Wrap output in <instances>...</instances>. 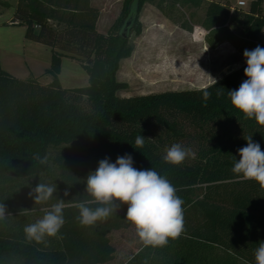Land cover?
<instances>
[{
	"label": "trees",
	"instance_id": "1",
	"mask_svg": "<svg viewBox=\"0 0 264 264\" xmlns=\"http://www.w3.org/2000/svg\"><path fill=\"white\" fill-rule=\"evenodd\" d=\"M150 1L123 0L104 35L97 27L101 10L92 0H18L13 22L26 25L28 39L52 47L47 71L52 79L47 84L35 77L21 79L0 63V202L11 213L0 221V264L112 262L115 247L109 234L131 226L125 219L127 205L117 201V211L92 227L78 223L74 205L88 198L85 180L98 162L105 157L115 162L125 154L137 169L153 168L178 189L185 230L164 247L142 244L123 264H255V249L264 241V189L231 171L238 149L246 146L244 138L252 136L264 151V127L244 118L228 96L246 79V64L204 87L120 95L129 87L117 77L120 62L133 53L130 35L142 33L140 14ZM181 1L196 7L207 2L208 28L224 26L231 15L230 6L217 1ZM263 32V0H253L239 35L252 50L264 47L253 42ZM232 34L228 30L227 37ZM62 55L82 60L87 86H62ZM187 126L198 134L193 155L180 165L165 163L166 148L194 137ZM138 135L145 138L142 147L135 145ZM70 145L75 151L68 150ZM37 156L47 162L41 164ZM30 182L56 183L58 197L67 204L60 234L43 243L26 240L23 228L56 200L34 204ZM22 209L27 210L20 214Z\"/></svg>",
	"mask_w": 264,
	"mask_h": 264
},
{
	"label": "rangeland",
	"instance_id": "2",
	"mask_svg": "<svg viewBox=\"0 0 264 264\" xmlns=\"http://www.w3.org/2000/svg\"><path fill=\"white\" fill-rule=\"evenodd\" d=\"M93 1L100 10H103L97 27L102 34L106 35L120 14L123 0ZM151 1L145 4L140 14V20H143L142 33L137 35L132 32L130 35V42L136 49L135 56L120 62L119 77H125L129 81L128 89L120 91V95L129 96L204 87L201 85L207 86L206 83L211 80V77L209 79L207 77L210 74L211 65L224 66L222 70H219L222 76L246 64L245 58L240 53L243 54L245 49H250L251 42L239 33L243 14L250 9L253 0H244L246 2L244 6H238L239 0H212L229 5L231 11L230 18L224 26H213L212 28L206 26L207 2L196 7L186 5L181 0ZM3 2H8L10 6ZM17 2L18 0H0L1 67L18 78L35 77L41 83L47 84L52 79L47 71L51 66L53 49L48 44L28 39L26 25L13 22ZM232 6L237 8L232 9ZM199 25H204L206 31ZM182 28L191 29L198 33V37L201 33H205L207 36L205 50H210L211 42L220 41L221 43L228 40L227 46L220 49L219 53L216 51L215 54L210 55L207 52L204 56L202 54L204 47L190 46L186 44L185 37L177 35ZM228 30L233 33L229 38L227 37ZM158 49V55H156L155 52ZM217 76L218 74L215 78ZM59 78L64 88L82 87L89 84L88 74L83 67L82 60L68 55L61 57ZM185 131L194 137L191 140H189L190 137L181 139L179 144L190 149L193 155V144L198 142L195 139L198 134L190 126H187ZM67 148L69 151H75L73 145ZM30 183L32 188L36 186L35 182ZM109 238L115 247V259L108 264H123L128 256L142 245L132 225L112 231Z\"/></svg>",
	"mask_w": 264,
	"mask_h": 264
},
{
	"label": "clouds",
	"instance_id": "3",
	"mask_svg": "<svg viewBox=\"0 0 264 264\" xmlns=\"http://www.w3.org/2000/svg\"><path fill=\"white\" fill-rule=\"evenodd\" d=\"M243 57L245 80L235 90H228L231 106L246 119L264 127V47L257 45L252 50L245 49ZM215 83L217 81L213 78ZM209 95L205 92V96ZM246 146L238 149L239 159L234 157L231 171L243 180H252L264 189V151L252 136L244 138ZM145 138H135L136 147L144 145ZM191 155V150L179 143L165 149L162 159L172 165L182 164ZM41 164L46 158L36 157ZM131 155L118 156L115 162L108 157L98 162V167L86 177V199L75 203L78 210L76 220L82 227H92L98 221L107 220L117 211V201L127 205L125 219L134 227L135 233L146 247H164L170 240H176L185 230L183 199L177 195L178 189L166 177L153 168L137 169ZM69 195L68 191L64 196ZM29 196L34 204L47 205L41 209L42 217L24 226L25 239L43 243L46 238L60 234L65 225L64 209L66 200L57 195L56 183L39 182ZM27 209H22V214ZM11 213L0 202V221H5ZM255 264H264V241L258 243L254 252Z\"/></svg>",
	"mask_w": 264,
	"mask_h": 264
},
{
	"label": "crops",
	"instance_id": "4",
	"mask_svg": "<svg viewBox=\"0 0 264 264\" xmlns=\"http://www.w3.org/2000/svg\"><path fill=\"white\" fill-rule=\"evenodd\" d=\"M93 1V0H92ZM212 1V0H211ZM221 3V2H220ZM93 4L95 5V3H94V1H93ZM263 4H264V0H263ZM97 6V5H96ZM98 7V6H97ZM143 10V9H142ZM102 13H103V10H101V15H100V18H101V16H102ZM142 15H144V14H142ZM145 16V15H144ZM100 18H99V20H100ZM142 20V19H141ZM156 21V20H155ZM142 23H143V20L141 21ZM157 23H159V20H157ZM200 27H201V29H203L204 31H206L205 30V26L204 25H199ZM177 33V32H176ZM198 33H195V32H193V31H191V29L190 30H188V29H186V28H182L178 33H177V35H179V36H182V37H185V39H186V44H188V45H190V46H194V45H198V46H202V47H204V49L202 50L203 52H202V54L205 56L206 55V53L208 52V54H210V55H212V54H215L216 53V51L218 52L220 49H222L223 47H225V46H227V43H228V40H224L223 42H221L220 44H218V45H216L215 47L214 46H211V48H210V50L208 51V50H205L206 48H207V45L205 44V42H206V38H207V36L205 35V33H201V35L198 37V35H197ZM157 48H155V50H156ZM159 51V49L155 52V54L156 55H158V52ZM231 51H232V49H231ZM136 52V49L134 48V50H133V53H132V55L130 56V57H127V58H124V59H122L121 60V62H124V61H126V60H129V59H131V58H133L134 56H135V53ZM219 53V52H218ZM164 54V53H163ZM240 55H242V57H243V54L242 53H240ZM241 58V57H240ZM121 64H123V63H121ZM242 65H240L239 67H241ZM224 66H218V65H216V66H212L211 65V67H210V69H209V72H210V74L207 76L208 77V79L211 77V80H209L206 84H210V83H212V82H214V80H213V78L215 79V80H217L218 79V77H219V70L221 69L222 70V68H223ZM239 67H236V69L237 68H239ZM120 68H119V70H118V72H117V77L119 78V80H124V81H126V82H129L128 81V79L127 78H125V77H119L120 76ZM231 72V71H230ZM228 73V72H227ZM227 73H225V74H227ZM218 74V76H217V78H215V76ZM223 76V75H222ZM221 75H220V77H222ZM219 77V78H220ZM201 86H205V85H201ZM124 96V95H123Z\"/></svg>",
	"mask_w": 264,
	"mask_h": 264
},
{
	"label": "built area",
	"instance_id": "5",
	"mask_svg": "<svg viewBox=\"0 0 264 264\" xmlns=\"http://www.w3.org/2000/svg\"><path fill=\"white\" fill-rule=\"evenodd\" d=\"M237 4H238V6H244V5H246V2H245L244 0H239V1L237 2ZM235 8H237V7L232 6V9H235ZM253 42H254L255 44L264 43V32L262 33L261 38H259V39H255V40H253Z\"/></svg>",
	"mask_w": 264,
	"mask_h": 264
},
{
	"label": "water",
	"instance_id": "6",
	"mask_svg": "<svg viewBox=\"0 0 264 264\" xmlns=\"http://www.w3.org/2000/svg\"><path fill=\"white\" fill-rule=\"evenodd\" d=\"M130 24H131V20L129 19V20L127 21L126 26H125V29H124V34H125V35L127 34V31H128V28H129Z\"/></svg>",
	"mask_w": 264,
	"mask_h": 264
}]
</instances>
